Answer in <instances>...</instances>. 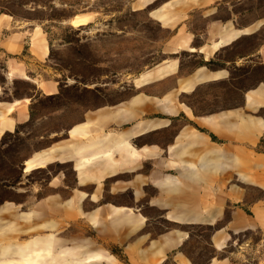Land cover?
<instances>
[{
    "label": "crops",
    "instance_id": "crops-1",
    "mask_svg": "<svg viewBox=\"0 0 264 264\" xmlns=\"http://www.w3.org/2000/svg\"><path fill=\"white\" fill-rule=\"evenodd\" d=\"M173 1L174 8L183 5L186 9L196 6L204 9L203 18L208 23L201 32L190 31L188 25L185 28L178 25L167 47L172 55L189 51L209 63L224 49L258 33L261 26L238 28L235 12L232 19L215 18L223 0ZM175 23L174 19L169 27ZM12 27L10 20L0 17V49L6 57L2 74L5 83H0V142L32 118V97L2 99L13 82L30 81L46 96L59 92L58 82L49 78L45 70L50 44L44 31L33 24L17 30ZM197 40L201 42L196 45ZM255 57L264 63V43L244 61L247 63ZM157 68L138 80L144 86L174 77V87L163 99L138 95L116 110L100 111L94 121L76 126L68 132L66 140L27 161L38 163L35 168L52 162L73 163L78 186L96 187L90 193L76 190L67 198L62 194L49 197L35 207V210L43 207L48 213L60 211V221H73L83 234L60 237V261L196 264L191 254L195 228L218 226L228 215L224 227L216 229L210 237L209 247L215 254L226 253L236 235L264 231V200L252 203L248 207L250 213L240 207L249 198L251 188L264 191V84L245 91L241 105L196 113L195 106L176 104V93L195 96L209 85L230 82L229 70H210L205 65L181 75L182 64L178 59ZM156 111L169 116L184 113L191 125L176 134L165 149L154 143L134 147L136 140L141 141L167 126L168 121L161 119L140 120L145 113ZM136 120L140 121L132 129L125 128ZM114 122L117 129L104 130ZM80 137H90L88 145H82ZM149 162L151 168L144 174ZM134 170L138 171L132 179L117 181L108 191L103 188L105 181ZM63 180L60 178V183ZM55 208L57 212L53 211ZM8 210L10 207L4 209ZM245 246L249 247L250 242ZM110 247L119 248L126 263L107 249ZM243 253L234 257L240 259ZM206 264L236 263L230 257L215 256ZM243 264L255 263L243 260Z\"/></svg>",
    "mask_w": 264,
    "mask_h": 264
},
{
    "label": "rangeland",
    "instance_id": "rangeland-1",
    "mask_svg": "<svg viewBox=\"0 0 264 264\" xmlns=\"http://www.w3.org/2000/svg\"><path fill=\"white\" fill-rule=\"evenodd\" d=\"M146 1L0 0V17L10 20L13 30L33 24L44 31L50 44V57L45 70L47 76L59 84L56 95L46 96L32 82L16 81L2 96L5 100L32 97L33 105L31 120L0 142V238L12 240L15 244H25L50 237L59 240L60 244V237L83 235L78 224L60 221L57 208L53 211L59 213L49 214L47 209L41 207L35 210V207L44 199L60 194L67 198L76 190L90 193L95 190V185L79 187L73 163L52 162L44 167L26 170L27 161L36 153L66 140L68 132L76 126L94 121L100 111L116 110L138 95L163 99L174 87V77L141 86L138 78L144 74L172 59L181 61V75L205 65L210 70L228 69L230 82L209 85L195 96H181L174 91L176 104L195 106L196 113L241 105L245 91L264 84L263 60L255 57L247 60V63L244 61L264 43V0L220 2L215 18L226 20L235 12L238 28L252 24L261 26L258 33L244 37L224 49L209 63L189 51L172 55L167 50L178 25L184 28L188 25V29L194 32L204 30L208 23V19L203 18L204 9L197 6L186 9L183 5L174 8L171 7V4L175 5L173 0ZM171 11L172 17L169 14ZM174 19L175 26L169 27ZM11 30L5 31L4 35H8ZM200 42L197 40L196 45ZM5 60L0 49L2 84L5 83L2 75ZM142 119H161L168 121V124L145 139L136 140L137 146L134 147L154 143L165 149L176 134L191 125L184 113L169 116L156 111L150 115L145 113ZM140 120L130 122L125 128L132 129ZM106 127L104 130L113 131L117 129V123ZM89 139L80 137L79 142L88 145ZM163 157L166 159V154ZM151 164L147 163L144 174L148 173ZM136 171L105 181L103 188L108 191L115 182L132 179ZM62 177L64 180L60 183ZM54 179L56 181L52 182ZM258 200H264V191L251 188L249 198L240 207L249 212L248 207ZM7 207L10 210L4 211ZM86 207L89 208L88 202ZM42 210L46 213L40 212ZM227 219L226 214L225 221L218 226L194 229L191 254L195 263L206 264L216 256L230 257L236 264H243V260L264 264V231L246 232L232 237L226 253L215 254L209 247L212 233L224 227ZM60 223L63 224L61 230ZM85 233L88 237L89 234ZM247 242H250L249 247L245 246ZM107 249L126 263L119 248ZM59 252L60 249L52 253L59 255ZM240 252H244L245 258L241 255L240 259L234 257ZM60 264L71 263L60 261Z\"/></svg>",
    "mask_w": 264,
    "mask_h": 264
},
{
    "label": "bare ground",
    "instance_id": "bare-ground-1",
    "mask_svg": "<svg viewBox=\"0 0 264 264\" xmlns=\"http://www.w3.org/2000/svg\"><path fill=\"white\" fill-rule=\"evenodd\" d=\"M37 164L28 162L26 170L34 169ZM6 242L4 238L0 242V264H60V254L52 253L60 249L56 238L48 237L26 244Z\"/></svg>",
    "mask_w": 264,
    "mask_h": 264
}]
</instances>
